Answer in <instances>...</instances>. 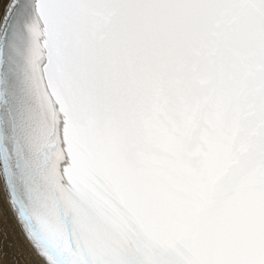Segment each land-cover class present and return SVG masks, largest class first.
I'll use <instances>...</instances> for the list:
<instances>
[{
	"label": "snow or ice",
	"instance_id": "1",
	"mask_svg": "<svg viewBox=\"0 0 264 264\" xmlns=\"http://www.w3.org/2000/svg\"><path fill=\"white\" fill-rule=\"evenodd\" d=\"M0 12V201L31 264H264V0Z\"/></svg>",
	"mask_w": 264,
	"mask_h": 264
},
{
	"label": "bare ground",
	"instance_id": "2",
	"mask_svg": "<svg viewBox=\"0 0 264 264\" xmlns=\"http://www.w3.org/2000/svg\"><path fill=\"white\" fill-rule=\"evenodd\" d=\"M6 6V3H5ZM2 20V12H0ZM31 249L5 197L0 201V264H31ZM40 264H43L41 261Z\"/></svg>",
	"mask_w": 264,
	"mask_h": 264
}]
</instances>
